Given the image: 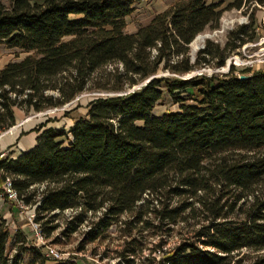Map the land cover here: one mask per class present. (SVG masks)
Returning a JSON list of instances; mask_svg holds the SVG:
<instances>
[{"label": "trees", "instance_id": "1", "mask_svg": "<svg viewBox=\"0 0 264 264\" xmlns=\"http://www.w3.org/2000/svg\"><path fill=\"white\" fill-rule=\"evenodd\" d=\"M141 1L0 0V46L25 54L0 68V133L17 124L16 110L41 113L101 94L67 132L42 123L31 149L0 159V197L10 202L9 179L42 238L60 230L58 243L83 230L79 251L115 229L124 238L117 264H135L146 233L162 239L151 264H264V68L182 78L222 67L253 42L252 15L264 0H180L127 33ZM230 10H250V23L191 61L189 44ZM164 95L179 110L156 117ZM181 224L191 236L163 251ZM14 231L0 216V264H79L45 258Z\"/></svg>", "mask_w": 264, "mask_h": 264}, {"label": "rangeland", "instance_id": "2", "mask_svg": "<svg viewBox=\"0 0 264 264\" xmlns=\"http://www.w3.org/2000/svg\"><path fill=\"white\" fill-rule=\"evenodd\" d=\"M177 1L180 0H142L135 5V10L132 15L126 18L125 31L127 33L135 32L139 26L146 25L155 14L164 11ZM223 1V6H225L229 0ZM250 15V10L247 11V13L237 10L223 12L219 21L218 29H206L204 32L199 34L203 37V39L195 42L193 40L189 44L188 49L191 61L195 60L198 52L206 46L207 42H209L208 47L210 49H214L215 47L223 48L227 42L228 35L232 30L240 25H247L250 23ZM252 18V28L254 30L253 34L256 35L253 42L245 44L237 51L230 54V56L226 58L222 67L213 66V64H211L201 69H196L192 73L183 75L182 78L186 79L191 75L201 74L208 77L212 75L221 76L226 74L231 66L235 67L237 73L245 68H251L252 70L264 68V10L258 8L252 15ZM23 57H25V54L21 53L17 49H10L5 45L0 46V68L8 62L19 61ZM161 75L166 76L167 73H161ZM99 95L101 94L83 93L62 108L47 110L41 113H30L29 115H25L22 111L16 110L15 115L17 118V124L11 129L0 133V142L2 139H13L18 137L20 134L26 135L21 137V142L16 139L13 145L5 148L1 151V153H3L5 157H15V154L18 153V148L27 147L30 144V137H36V134L31 132V130L37 128L42 123L46 124V128H52L53 130H65L67 132L73 121L85 115L87 103L95 96ZM180 97L186 96L185 94H181ZM178 110V105L175 104L167 95H164L162 100L155 107L153 114L156 117H161L165 112H177ZM64 115L67 116L65 117ZM47 120H50V122H46ZM66 145L67 143H64V146ZM42 188L43 186L38 188L39 191L42 190ZM0 200V215L5 217L8 222L10 235L12 237L15 233L14 229L19 227L21 231L26 234L28 243L42 246L43 248L45 246H50L62 255V259H76L79 264L118 263L117 256L123 249L124 238H121L115 229L110 230V236L107 240L86 244L84 245V249L82 251H79L78 249L82 240L83 230L72 235L67 240H60L58 243H54L53 238L57 236L60 230L55 232L51 239L42 238L40 241H37L34 237V231L28 223L26 216L32 212L31 208L20 210L17 209L13 203L3 201V198L1 197ZM12 208H14L13 211L11 210ZM70 215V211L65 212L62 214V217L58 220V222L62 223L63 220ZM124 219H126V217L122 218V220ZM191 232L192 230L189 227H184L182 224L173 227V232H171L170 236L164 237V241L166 243H164L162 250L170 251L177 244H179L182 239L189 238L191 236ZM144 235L146 236L145 246L143 251L135 257V264H151L152 260L158 261L161 256V254L157 251V245L160 241H162V239L158 236L150 237L147 233ZM24 259L26 260V257H24Z\"/></svg>", "mask_w": 264, "mask_h": 264}, {"label": "built area", "instance_id": "3", "mask_svg": "<svg viewBox=\"0 0 264 264\" xmlns=\"http://www.w3.org/2000/svg\"><path fill=\"white\" fill-rule=\"evenodd\" d=\"M5 155L3 153H0V159L4 158ZM4 188V192H5V196L6 199L12 203H15L20 210L23 209H27L28 207H25L19 200L17 197L16 192L13 190L12 185L10 183L9 179H6L3 185ZM27 216V221L28 223L31 225L33 231H34V237L37 241H40L42 239V235L41 232L39 230V226L34 223V215L33 213H29ZM43 254L44 257L49 259V260H53V261H59L61 260L63 257L60 253H58L57 251H55L52 247L50 246H45L43 248Z\"/></svg>", "mask_w": 264, "mask_h": 264}, {"label": "crops", "instance_id": "4", "mask_svg": "<svg viewBox=\"0 0 264 264\" xmlns=\"http://www.w3.org/2000/svg\"><path fill=\"white\" fill-rule=\"evenodd\" d=\"M19 124V123H18ZM33 134V133H32ZM18 139L19 141L22 139L21 137H15L13 139H10V140H7V139H2L1 142H0V153L1 151H3L5 148L7 147H10L11 145H13V143H15V140ZM30 144L27 146V147H20L18 148V153L15 154V157L18 156L21 152H25L29 149H31L34 145H35V136H32L30 137ZM18 141V143H19ZM21 142V141H20ZM15 157H12V158H15ZM4 201V199H3ZM0 205H1V200H0ZM1 216V215H0ZM12 224V223H11Z\"/></svg>", "mask_w": 264, "mask_h": 264}, {"label": "water", "instance_id": "5", "mask_svg": "<svg viewBox=\"0 0 264 264\" xmlns=\"http://www.w3.org/2000/svg\"><path fill=\"white\" fill-rule=\"evenodd\" d=\"M193 75H191V76H189L188 78H190V77H192ZM154 77H151V78H149L145 83H148L150 80H152ZM248 78V76H245V75H241L240 77H239V79L240 80H246ZM135 89V88H134ZM134 89H132V90H134ZM132 90H130V91H132Z\"/></svg>", "mask_w": 264, "mask_h": 264}]
</instances>
